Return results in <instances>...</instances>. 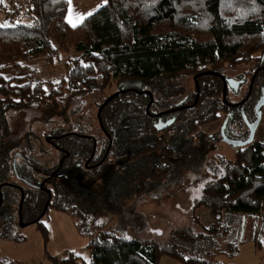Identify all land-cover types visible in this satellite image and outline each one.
I'll list each match as a JSON object with an SVG mask.
<instances>
[{
	"label": "trees",
	"instance_id": "obj_1",
	"mask_svg": "<svg viewBox=\"0 0 264 264\" xmlns=\"http://www.w3.org/2000/svg\"><path fill=\"white\" fill-rule=\"evenodd\" d=\"M31 6L24 22L0 27V138L16 111L51 106L69 93L73 99L95 89L101 92L110 87L112 78L118 89L133 83L140 89L181 87L182 78L247 64L254 55L264 54V0H106L77 25L67 20L68 0H31ZM71 50L80 57L64 63L65 79L48 91L41 84L32 88L31 76L4 77L7 69L23 70L22 62L38 54L53 61ZM198 83L205 96L212 92L222 104L218 77L204 74ZM145 102L134 93L116 97L103 110L104 125L116 136L120 124L135 121L146 134ZM202 116L196 127L205 124ZM147 132L157 133L151 124ZM173 171L145 174L135 194ZM55 206L75 220L92 252L88 262L71 252L61 259L49 257L55 264H159L163 256L183 264H220L218 257L239 254L245 241L253 242L264 260V142L236 153L233 166L193 203L191 223L173 230L166 242L123 239L112 228L98 227L100 214L76 199L58 194ZM202 207L212 219L208 227L195 216ZM36 230L47 240L43 222ZM13 236L1 234L2 239ZM0 264L15 263L0 258Z\"/></svg>",
	"mask_w": 264,
	"mask_h": 264
},
{
	"label": "flooded vegetation",
	"instance_id": "obj_2",
	"mask_svg": "<svg viewBox=\"0 0 264 264\" xmlns=\"http://www.w3.org/2000/svg\"><path fill=\"white\" fill-rule=\"evenodd\" d=\"M223 71H237L242 75L239 78H230ZM206 72H214L215 75H209L221 80L222 104L219 103V98L217 101L212 96L211 89L206 91L210 93L205 96L199 86L198 90L195 89L162 107L158 95L161 90L167 91L168 85L165 90L154 89L151 86L140 89L135 88L133 83L127 89H117L107 97L104 96L97 107L95 117L86 106L71 105L72 101L83 93L74 96L73 99L72 93H69L62 105L57 101L41 109L16 111L9 118L8 130L0 138V239L2 233L15 235L19 232L18 228L23 229L31 225L36 228L38 222L44 223L43 219L56 207L58 194L81 202L70 195L58 179L78 175L80 180L95 185L104 176L113 178L116 172L130 171L129 174L122 176L120 182L123 185L131 181L136 191L139 180L144 178L145 174L174 169L173 173L166 174L162 180L151 182L146 191L149 187H155L180 175L181 171L186 173L196 170L198 160L204 154V151H199L200 144L207 146L205 149H208L214 148L215 143H226L234 149L235 156L238 151L255 142L263 143L264 134L262 139L258 140L257 133L264 120V105L260 108L262 115L254 138L243 145L250 138V128L257 117L255 107L263 96L261 89L264 88V54L254 55L247 64L226 67L217 72L212 70ZM203 73L194 76L195 78L199 75L197 83L205 74ZM231 89L235 93L234 96L239 95L237 99L231 98ZM92 93L100 92L95 89L85 92L84 96H90ZM116 93H120L116 97L134 93L145 98L147 118L145 131L148 134L151 124L157 131L155 135L142 134L140 126H137L135 121H131L130 125L120 124L119 133L116 136L112 135L111 130L104 125L102 113L106 105L116 97L105 105L100 117L98 111L106 100ZM31 112L36 114L34 120L37 123L33 125L34 128L29 124L28 127H24V119L32 121L28 117L31 116ZM18 115L25 117L20 123H13V118ZM68 115L71 124L66 125ZM200 115H203L201 120L205 125L215 123L223 117L218 133L201 135L202 126H195ZM208 121L210 123H207ZM44 144L49 147L50 152L45 150ZM32 145H37V152L48 159L50 163L48 166L41 167L38 164L35 157L37 153L33 151ZM124 147L128 149V156L125 158V164L117 166L120 157L118 151ZM165 148L172 151H165ZM142 152L144 154H141ZM233 161L234 158L230 161L229 168L233 166ZM178 167L180 172L176 171ZM229 168H226V171ZM147 180L150 181L149 178Z\"/></svg>",
	"mask_w": 264,
	"mask_h": 264
},
{
	"label": "rangeland",
	"instance_id": "obj_3",
	"mask_svg": "<svg viewBox=\"0 0 264 264\" xmlns=\"http://www.w3.org/2000/svg\"><path fill=\"white\" fill-rule=\"evenodd\" d=\"M71 16L72 13L68 12L67 17L70 19ZM2 17L1 9L0 19ZM68 22L71 24L70 21ZM79 57V54L73 50L61 53L59 58L53 61L45 54H38L22 62L23 70L15 72L12 69H7L4 77L10 79L31 76L32 88L39 87L41 84V87L48 91L50 86L59 85L65 79L64 63ZM72 66L73 64L70 65V68ZM223 73H227L226 75L230 78H239L242 75L237 71H223ZM178 82L181 87L168 85L167 91L161 90L162 92L158 96L162 107L195 89L197 90V86L199 88V84L196 86L194 78H182ZM98 83H101L100 79H98ZM109 83L110 87H106L99 94L92 93L90 96H84L85 93H83L80 97H76L71 105L73 107L86 106L87 110L91 112L90 114L95 117L97 107L103 101V97H107L118 89L115 78H112ZM263 90L264 88L261 89L264 96ZM230 94L232 99H237L239 96H234L235 93L232 89ZM68 95L57 98L60 105L67 100ZM24 117V115L15 116L13 123H20ZM28 117L32 121L24 119L23 126L28 127L29 124L31 128H34L33 125L37 123L34 120L36 114L31 112V116ZM66 118V125L71 124L70 116L68 115ZM222 121L223 117L210 125H201V135L208 136L218 133ZM58 123H60L59 120ZM263 134L264 120L259 127L257 139L261 140ZM32 147L33 151L37 153L35 157L38 164L41 167L48 166L50 164L48 159L37 152V145H32ZM205 147L207 146L199 145V151H204V154L198 160L196 170L186 173L181 171L180 175L155 187H149L139 196H135V186L131 181L121 185L122 176L129 174L130 171L129 173H125L123 170L116 172L113 178L104 176L95 185L80 180L78 175L58 179V181L70 195L86 203L93 211L100 214L96 221L98 227L112 228L119 237L126 240L155 239L166 242L173 230L183 229L191 223L189 216L193 203L201 197L206 186L217 181L226 172V168H229L230 161L234 158V149L226 143H215L214 148L205 149ZM44 148L47 152L51 151L45 144ZM118 152L120 157L117 166H122L128 156V149L124 147ZM130 177L134 179L131 174ZM195 216L199 217L204 227H208L212 223L209 211L203 207L196 210ZM43 220L47 227V240L42 232L36 230L33 225L23 229L18 228L19 232L10 239H0V258L11 259L15 264H55L49 257L61 259L67 257L71 252L85 262L91 259L92 252L86 247L88 238L82 237L81 233L78 234L74 219L72 220L71 217L54 209ZM262 254V251L256 249L253 242L245 241L239 248V254L233 257L221 256L216 260L220 264H264ZM159 264L183 263L163 256Z\"/></svg>",
	"mask_w": 264,
	"mask_h": 264
},
{
	"label": "built area",
	"instance_id": "obj_4",
	"mask_svg": "<svg viewBox=\"0 0 264 264\" xmlns=\"http://www.w3.org/2000/svg\"><path fill=\"white\" fill-rule=\"evenodd\" d=\"M0 5L3 11L0 27L17 25L31 15V0H0Z\"/></svg>",
	"mask_w": 264,
	"mask_h": 264
},
{
	"label": "crops",
	"instance_id": "obj_5",
	"mask_svg": "<svg viewBox=\"0 0 264 264\" xmlns=\"http://www.w3.org/2000/svg\"><path fill=\"white\" fill-rule=\"evenodd\" d=\"M68 2V12L72 13L70 19L67 17L68 21H71L72 25H77L85 17L89 16V13H94L98 8L104 5L106 0H68Z\"/></svg>",
	"mask_w": 264,
	"mask_h": 264
},
{
	"label": "water",
	"instance_id": "obj_6",
	"mask_svg": "<svg viewBox=\"0 0 264 264\" xmlns=\"http://www.w3.org/2000/svg\"><path fill=\"white\" fill-rule=\"evenodd\" d=\"M205 74H212V75H215V73L214 72H206ZM199 77V75L197 76V77H195L194 78V81H195V83H196V86H197V78ZM197 90H198V86H197ZM118 94H120V93H116V94H114V95H112L108 100H106V102L99 108V111H98V117H100V112H101V110L105 107V105L106 104H108L114 97H116ZM264 105V97H262L259 101H258V103H257V105H256V107H255V110H256V115H257V117H256V120H255V122L253 123V126L250 128V138H249V140L247 141V142H245V143H243V145H246V144H248L249 142H251V140L254 138V132H255V130H256V128L258 127V124H259V122H260V120H261V111H260V108L262 107ZM45 212V211H44Z\"/></svg>",
	"mask_w": 264,
	"mask_h": 264
},
{
	"label": "snow or ice",
	"instance_id": "obj_7",
	"mask_svg": "<svg viewBox=\"0 0 264 264\" xmlns=\"http://www.w3.org/2000/svg\"><path fill=\"white\" fill-rule=\"evenodd\" d=\"M89 14H91V13H89ZM71 22V21H70Z\"/></svg>",
	"mask_w": 264,
	"mask_h": 264
}]
</instances>
